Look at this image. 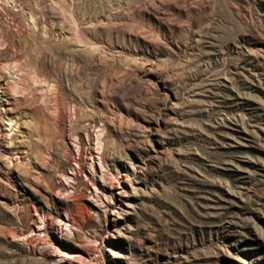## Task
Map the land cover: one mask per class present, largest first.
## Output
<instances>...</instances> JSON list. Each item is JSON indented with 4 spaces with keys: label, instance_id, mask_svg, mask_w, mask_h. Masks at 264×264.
<instances>
[{
    "label": "rangeland",
    "instance_id": "rangeland-1",
    "mask_svg": "<svg viewBox=\"0 0 264 264\" xmlns=\"http://www.w3.org/2000/svg\"><path fill=\"white\" fill-rule=\"evenodd\" d=\"M0 264H264V0H0Z\"/></svg>",
    "mask_w": 264,
    "mask_h": 264
}]
</instances>
